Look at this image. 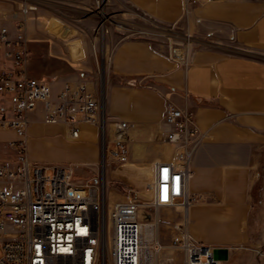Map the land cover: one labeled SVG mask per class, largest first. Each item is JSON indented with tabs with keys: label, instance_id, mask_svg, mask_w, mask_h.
<instances>
[{
	"label": "crops",
	"instance_id": "obj_1",
	"mask_svg": "<svg viewBox=\"0 0 264 264\" xmlns=\"http://www.w3.org/2000/svg\"><path fill=\"white\" fill-rule=\"evenodd\" d=\"M131 1L166 21L179 18L184 4V0ZM22 2L0 0V24L11 23L12 12ZM36 2L37 10L26 24L29 75L49 81L53 97L65 84L80 82L100 96L98 59L89 55L82 39L72 38L76 30L62 12L78 4ZM194 12L192 26L211 31L213 44L197 49L188 67L172 61L166 48L150 39L124 37L115 45L111 62L104 66L106 137L119 120L128 123V140L164 132L168 128L165 112L171 103L194 112L205 137L192 159L190 191L195 200L189 208L188 227L195 239L221 247L220 256L227 255L228 245L247 240L253 167L264 151V0H201ZM92 49L97 51L96 40ZM132 80L136 83L130 84ZM28 119L29 158L44 163L47 155L71 137L69 127L45 122L42 102L28 113ZM103 134L98 122L79 124L77 138L87 144L82 159L93 167L100 162L105 167L107 162L116 168L126 166L128 160H119L114 141L107 139L103 151ZM15 138L11 130L0 131V143ZM169 147L165 152L163 147L148 144L143 155L134 148L132 159L138 154L150 166L139 167L138 172L152 174L155 160L171 158L174 148ZM107 152L111 155L108 161Z\"/></svg>",
	"mask_w": 264,
	"mask_h": 264
},
{
	"label": "built area",
	"instance_id": "obj_2",
	"mask_svg": "<svg viewBox=\"0 0 264 264\" xmlns=\"http://www.w3.org/2000/svg\"><path fill=\"white\" fill-rule=\"evenodd\" d=\"M22 1L11 23L0 24V131L11 130L17 136L0 143V264H176L178 253L183 264H222L218 255L222 248L195 239L188 227L194 201L192 159L205 137L189 108L173 103L167 107L168 128L162 138L174 150L170 159L153 162L146 200L109 204L104 188L76 180L71 167L29 158L28 113L39 102L43 103L44 121L67 125L71 138L78 137L83 121L98 122L106 133L107 119L104 88L97 96L85 82L65 84L53 97L49 81L29 75L26 24L37 2ZM190 1L185 0L186 5ZM104 2L97 0L100 22L95 36L100 39L110 17ZM133 13L142 24L128 28L131 31L124 37L165 36L169 58L184 67L191 65L192 42L200 40L163 26L157 30L147 15ZM101 63L105 66L104 58ZM102 64L98 65L101 83ZM116 127L117 136L112 139L110 134L109 140L115 142L117 157L125 162L129 158L128 123L119 120ZM164 208L183 211L168 244L160 241Z\"/></svg>",
	"mask_w": 264,
	"mask_h": 264
},
{
	"label": "rangeland",
	"instance_id": "obj_3",
	"mask_svg": "<svg viewBox=\"0 0 264 264\" xmlns=\"http://www.w3.org/2000/svg\"><path fill=\"white\" fill-rule=\"evenodd\" d=\"M66 1H72L76 5L78 4L77 8L70 6L63 9L62 12L66 15L65 20L68 22V25L76 30L72 38L77 37L82 39L89 55L94 59H98L95 61L97 75H99L98 65L101 67L102 64L101 60L104 58L105 62H111L108 54L112 53L115 45L124 38V36L129 34L131 30L128 28L137 26V24H142L138 22L139 17L133 13L134 10L140 11L147 15V17L151 18L153 24L157 27V30L162 31L163 29L161 26H163L169 29L171 28L172 31L181 34L190 33L195 39L200 40L192 42V57L197 49L210 47L213 44L211 31L206 28L202 29L201 26L196 30L195 25L193 24L192 26L195 8L199 6L201 0H191L188 5H186L184 0L182 15L176 20L171 21H166L147 13L131 0H105L104 9L110 17L107 21L108 26L105 24L106 31L108 30V32L106 33L105 31L104 34H102V39H100L99 35H97V38L95 36L96 27L100 22V18L96 13L99 6L97 0ZM17 9L18 7L14 9L12 14ZM88 9H92L93 11ZM143 38L150 39L156 44L165 47L167 56L169 57V40L165 36ZM93 40H96L97 51L92 49ZM162 134L163 131H156L154 134H150L142 140L132 139L130 137L128 140L129 158L127 165L121 166V168H116L115 165L109 164V162H107V167L102 165L101 162L98 167H93V164L85 162L84 159H82L81 151L83 152L86 150V142L78 138L71 139L70 136L63 140V143H61L55 153L47 155L50 157L42 164L52 165L55 164V161H62L61 165L63 164L73 169L74 178L76 180H81L83 183L93 182L104 188L107 192L109 204L115 201L128 199L146 200L150 196L148 184L151 179V173L146 174L138 172L139 167H148L149 164L145 162L143 159L144 157L139 159L136 152H142V155L145 154V148L148 144L163 147L165 152H168L170 147L169 144L164 142ZM1 137L8 138V134H1ZM105 137L106 133L104 132L102 135L103 151H105L106 148ZM107 139H109V136ZM136 147L138 149L135 152L137 158L132 159V153ZM2 156L3 155H1V158ZM110 156V153L107 152V161V158ZM259 156V161L253 167L252 206L248 217L247 240L243 243L228 245L226 247L227 255L221 253L219 256L222 259V264H264V151L260 152ZM182 212V209L170 208H164L161 211L160 241L163 244L171 242L172 234L175 233L174 225L182 218ZM181 257L182 256L178 253L176 264H183Z\"/></svg>",
	"mask_w": 264,
	"mask_h": 264
},
{
	"label": "bare ground",
	"instance_id": "obj_4",
	"mask_svg": "<svg viewBox=\"0 0 264 264\" xmlns=\"http://www.w3.org/2000/svg\"><path fill=\"white\" fill-rule=\"evenodd\" d=\"M106 31V25L103 24L102 26V34H104V32ZM75 43H78L77 41ZM74 46H78V45H74ZM76 50V49H75ZM117 129V127H114V130L112 131V139H114L117 136V133L115 132V130Z\"/></svg>",
	"mask_w": 264,
	"mask_h": 264
},
{
	"label": "water",
	"instance_id": "obj_5",
	"mask_svg": "<svg viewBox=\"0 0 264 264\" xmlns=\"http://www.w3.org/2000/svg\"><path fill=\"white\" fill-rule=\"evenodd\" d=\"M102 88H105L104 66L102 64ZM130 84H135L136 80L129 81Z\"/></svg>",
	"mask_w": 264,
	"mask_h": 264
}]
</instances>
